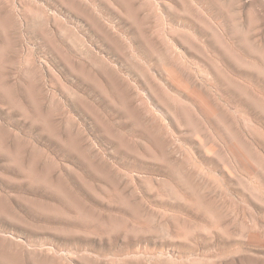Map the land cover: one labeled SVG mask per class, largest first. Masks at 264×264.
Instances as JSON below:
<instances>
[{"label":"rangeland","instance_id":"obj_1","mask_svg":"<svg viewBox=\"0 0 264 264\" xmlns=\"http://www.w3.org/2000/svg\"><path fill=\"white\" fill-rule=\"evenodd\" d=\"M0 264H264V0H0Z\"/></svg>","mask_w":264,"mask_h":264}]
</instances>
